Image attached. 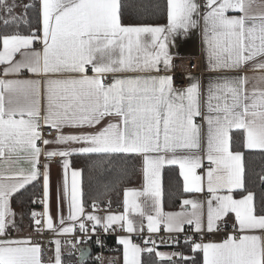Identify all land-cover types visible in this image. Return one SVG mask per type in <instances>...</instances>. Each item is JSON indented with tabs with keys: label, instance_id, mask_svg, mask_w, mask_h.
<instances>
[{
	"label": "snow or ice",
	"instance_id": "snow-or-ice-1",
	"mask_svg": "<svg viewBox=\"0 0 264 264\" xmlns=\"http://www.w3.org/2000/svg\"><path fill=\"white\" fill-rule=\"evenodd\" d=\"M16 6L0 0V8L7 13L2 20L5 27L29 25L30 12L35 23L27 33L0 32V64L6 65L4 77L26 70L34 78H0V264H43L39 241L30 236L8 237L9 228L16 227L10 200L41 180L44 211L29 214L37 233L70 235L78 228L87 240L91 239L87 222H92L93 233L97 226L105 232L114 226L127 233L141 231L129 217L131 208L146 215L151 233L159 230L161 222L170 233L184 232L185 224L193 225L194 234L201 235L231 228L219 243L185 237L193 253L203 254L202 264H264V193L257 200L247 180V153L258 154L264 165V88L249 90L248 78L240 75L250 63L264 70V10L254 11L255 0H205L203 5L196 0H164L161 18L165 24L138 25H125L123 20L161 5H149L146 0H29L20 16L13 15ZM259 7L264 8V0ZM201 20L211 70L236 74L210 81L203 99L198 80L188 76L194 82L181 89L174 87L167 74L173 67L170 45L200 27ZM36 43L41 49L34 47ZM17 54L21 59H15ZM161 71L165 74L160 75ZM124 73L136 75H116ZM106 74L113 75L111 82H105ZM260 80L264 82V76ZM106 117L112 119L95 132L62 131L65 127L95 128ZM43 126L54 129L55 137L45 138ZM52 144L80 147L41 146ZM73 154L138 157L144 191L125 192L122 214L102 218L85 213L79 170L71 171L69 190L67 158ZM42 156L46 158L43 164ZM55 157L62 158L64 175L62 189L57 190L58 223L49 208V169ZM205 158L208 167L200 175L197 169L203 167ZM21 161L28 167H20ZM165 165L179 166L186 193H200L206 185L211 194L206 201V223L204 203L196 200L182 201L183 206H191V212L162 213L160 174ZM256 178L264 188V166ZM237 191L240 198H235ZM141 195L153 198L155 216L136 203ZM61 202L67 203V217L59 211ZM92 207L95 212L96 205ZM50 242L55 245L53 264H63L60 240ZM118 243L123 245L124 264H143L144 252H155L160 260L179 256L197 264L195 257L155 251L151 240L144 244L153 247H141L130 237H121Z\"/></svg>",
	"mask_w": 264,
	"mask_h": 264
},
{
	"label": "crops",
	"instance_id": "crops-1",
	"mask_svg": "<svg viewBox=\"0 0 264 264\" xmlns=\"http://www.w3.org/2000/svg\"><path fill=\"white\" fill-rule=\"evenodd\" d=\"M8 2V0H7ZM29 0H20V4L24 5L25 3H28ZM197 3L201 4V0H196ZM255 3L258 7L254 8V11H262L264 10V8H260L259 5H261L262 0H255ZM24 8V7H23ZM201 12H203V9L201 8ZM7 15V13H6ZM228 15H239V13H233V12H229ZM166 23V22H165ZM164 23V24H165ZM202 29H203V21L201 20L200 22V27L191 30L187 37H182V36H178L175 39L174 44L170 45L169 47V51L171 56L173 57V67L171 69L170 72H168L167 74L172 76L173 72H176L179 75H184L185 79H186V85L183 87H177V88H186L187 86H189V84L191 82L194 81H190L188 79V76H191L194 78V80H198L201 86V93H202V99L204 96H206L207 93V88L209 85L210 81L215 80L217 77L221 76V75H228V76H232V75H236L235 73H221V72H217V71H212L209 63H208V56H207V51H206V46L203 43V34H202ZM34 47L36 49H41V44H35ZM193 57H199L201 62H200V66H201V72H195V71H188V61L189 59L193 58ZM16 60L21 59L20 55L17 54L15 57ZM6 67V65L0 64V78H4V79H30V78H34L32 76V74H30L29 72H27L26 70L22 71L19 75L17 76H7L4 77L3 76V70ZM162 67V66H161ZM87 74L89 76L93 75L92 69L91 67L88 68V72ZM156 74V73H153ZM160 75H164L165 73L163 71H161L159 73ZM117 76H124V75H136L135 73H124V74H116ZM240 75H243L245 77L248 78V84L246 85V87L249 90H252L254 87H258V88H264V82H262L260 80V77L264 76V70H259V69H254L252 64L250 63L247 67H245L244 71L242 73H240ZM112 77L113 79V75L112 74H106L105 77ZM104 77V78H105ZM174 87H176L174 85ZM112 118L106 117L100 125H97L95 128H69V127H65L63 128V132L65 134H78L80 132H95L97 131L99 128L105 126L109 120ZM198 123H203L202 120L198 119L197 120ZM44 127V126H43ZM48 127V126H47ZM45 138H54V137H45ZM42 147H47L48 149H52V148H65V147H70V148H78L80 147V145L78 144H70V145H48V146H43ZM201 156H204V152L201 151ZM74 155H79V154H73L70 157H68L67 159L70 161V168H69V173H68V184H69V190L71 187V171L72 170H80L79 167L75 166L72 164V157ZM43 156L41 157V164L44 163L43 161ZM203 163V167L201 169H197V173L200 175H204V173L206 172L207 169L204 168L205 165H208V161L207 159H203L202 161ZM20 167L23 168H27L28 164L24 161L20 162ZM167 166H175L178 171H179V166L178 165H165V167ZM164 167V168H165ZM164 168L161 170V174H160V189H161V196H160V200H159V207L160 210L162 211L163 214H165V216L169 213H179L182 211H186V212H191V206L187 205V206H183L182 205V201L185 199H189V200H196V201H200L204 203V213H205V223H206V212H207V204L206 201L210 198V193L207 192V188L206 185L204 186V190L200 193H186L185 197L181 200L180 205L176 208V209H165L163 206V196H162V173ZM49 174H50V201H49V208H50V214L54 219V222L58 223V204H57V190L62 189L63 186V180H64V175H63V167H62V158L60 157H55L54 160H51L50 163V169H49ZM181 177V176H180ZM80 187H81V176H80ZM182 180V187H183V177H181ZM145 188V180L143 177V171H142V161H141V167H140V174H139V179L137 181V183L134 186H131L127 189L124 190L121 201H120V205L123 206V210L122 212H101V211H95L93 212V208H86L85 207V213H93L95 215H98L100 217H106L109 214H115V215H119L124 213L125 211V207H124V199H125V192L128 190H133V191H137V192H143ZM236 197L235 198H240ZM81 199H82V188H81ZM129 199H133L132 197H129ZM42 201V199H41ZM136 203L141 205L142 210L146 213V214H151L155 216V211L152 207L153 204V198L149 197V196H144L141 195L139 197L135 198ZM83 202V201H82ZM11 206V204H10ZM41 208H42V212L44 211V205L41 202ZM12 211L15 213V223H16V227L13 228L15 234L17 235H27L30 234L34 228L30 229L27 225V223L24 221L23 217H22V213L19 209H16L14 207L11 206ZM59 211H62L63 215L65 217L68 216L69 214V209L67 206L66 202H61L60 206H59ZM129 217L134 221V225L135 227H137L138 229H140V227L142 226H146L147 227V219H146V215L145 216H141L138 212L133 211L131 208H129ZM228 219H230L232 221V217L230 216ZM185 226H187V224H185ZM184 226V227H185ZM192 228L194 229V226L191 225ZM161 227H163L166 230V226L163 222H161L158 225V229H160ZM136 232L133 233H127L124 230V233L116 236L114 238L115 241V246L114 248H112V250L108 251V253L105 256V263L106 264H124L123 262V245H120L118 243V239L121 237H130L134 243L140 245L141 247H153L151 244L145 245L144 242H138L135 237L134 234ZM175 233V232H172ZM259 234V233H256ZM10 237V236H8ZM10 238H21V237H10ZM227 238V235L224 234H220V233H206L204 235L199 234L198 238H197V242H222L224 239ZM55 239H59L60 238H55ZM61 242V240H60ZM54 249H55V245L53 244V252H52V257L49 261H42L43 264H53L54 261ZM68 250V245H64L61 242V254H62V259H63V255L64 253ZM155 251L161 252V253H165V254H172L173 252L166 247H157L155 248ZM155 253V252H154ZM143 254V253H142ZM202 258H203V254L200 253ZM142 258V257H141ZM159 258V257H158ZM64 263V262H63Z\"/></svg>",
	"mask_w": 264,
	"mask_h": 264
},
{
	"label": "trees",
	"instance_id": "trees-1",
	"mask_svg": "<svg viewBox=\"0 0 264 264\" xmlns=\"http://www.w3.org/2000/svg\"><path fill=\"white\" fill-rule=\"evenodd\" d=\"M158 2L161 7L147 8L144 12L136 16H126L123 20L125 25L138 24H164L163 16L164 0H146V3L151 5ZM23 13L13 11V15L20 16ZM7 18V15L2 14L0 8V32L12 33L20 31L27 33L31 24L35 23L34 14L29 13V25L20 23L17 25H8L5 27L2 20ZM248 167V186L255 193L257 200L264 193V188H261L256 176L262 166L261 157L256 153H247ZM72 164L79 167L81 170V188L82 201L88 209L94 201H109L112 205H119L125 189L134 186L140 174L141 160L138 157L126 156L124 154H90V155H74ZM33 185H28L27 190L23 195H14L10 200L12 207L19 209L22 213L24 221L30 229L33 228V222L30 218V213L35 212L40 208L42 199V180L33 182ZM186 193L183 191L182 180L179 171L175 166H167L162 173V196L163 206L165 209H176ZM236 197L241 196V192L235 193ZM35 201V202H33ZM110 250L114 248V238H108ZM168 248V247H166ZM170 248V246H169ZM173 248H178L180 253L187 257H195L197 264H202V256L200 253H193L186 244H179ZM63 262L69 264H78V261L66 251L63 255ZM143 264H191L190 261L181 260L180 257L176 260H160L155 253L144 252L142 254ZM84 264H90L86 262Z\"/></svg>",
	"mask_w": 264,
	"mask_h": 264
},
{
	"label": "built area",
	"instance_id": "built-area-1",
	"mask_svg": "<svg viewBox=\"0 0 264 264\" xmlns=\"http://www.w3.org/2000/svg\"><path fill=\"white\" fill-rule=\"evenodd\" d=\"M205 3V0H201V5ZM203 9V7H202ZM39 44V43H37ZM200 58L199 57H193L189 59L188 61V71H195V72H201V66H200ZM173 78V85L176 87H183L186 85V79L185 76L179 75L176 72L172 73ZM105 82H111L112 77L108 76L105 77ZM42 135L44 137H55L56 131L54 129H51L47 126L42 127L41 129ZM45 157L43 158V161H45ZM51 160H54V158H51ZM208 165H205L204 168L207 169ZM40 204V208L36 209V213L40 214L42 212L41 208V202H38ZM96 205V210L101 211L103 213L105 212H122L123 206L122 205H112L109 201H94L91 203L92 205ZM93 208V207H92ZM229 224L232 223L230 219H228ZM89 227L88 236L91 237V239H87L83 233H81L78 228L77 231L74 234L70 235H61L56 236L52 231L44 230L41 233H37L35 231V226L33 225V231L30 234L27 235H17L14 232L13 228H9L8 230V236L10 237H31L34 241H39L42 245V254L41 259L42 261H49L52 257L53 252V243L50 241H53L55 238H60L61 242L64 245H68V253H70L77 261L79 259V254L81 248H85L86 246L90 248L91 254L87 260H85L83 263L78 264H84L86 262H89L90 264H106L105 263V256L108 253L110 249V245L108 243V238H115L116 236H119L124 233V229L120 228L119 226H114L113 229H109L107 232L104 231L102 226H97L96 231L93 233L91 230V224L92 222H87ZM185 231L182 233H170L166 231L163 227H161L157 232L151 233L148 231V227L142 226L140 227L141 231H138L134 234L135 239L138 242H144L145 240H151L155 242L154 247H168L170 246V250L173 253H180L178 248H173L174 246H177L179 244H185V237H192L193 239L197 240L199 234H194V229L191 225H187L184 227ZM231 228H228L226 231L222 230L216 233L228 235L231 232ZM80 240L82 241L79 244H76V241ZM86 242H83L85 241ZM97 240L100 241V243H97ZM178 241V242H177ZM71 242V243H69ZM76 244L75 247L72 245ZM152 245V244H151ZM153 246V245H152ZM179 256H173L172 260L178 259ZM63 264H69V263H63Z\"/></svg>",
	"mask_w": 264,
	"mask_h": 264
},
{
	"label": "water",
	"instance_id": "water-1",
	"mask_svg": "<svg viewBox=\"0 0 264 264\" xmlns=\"http://www.w3.org/2000/svg\"><path fill=\"white\" fill-rule=\"evenodd\" d=\"M90 254H91V250L89 247L86 246L85 248H81L78 259L79 263H83L85 260H87Z\"/></svg>",
	"mask_w": 264,
	"mask_h": 264
},
{
	"label": "rangeland",
	"instance_id": "rangeland-1",
	"mask_svg": "<svg viewBox=\"0 0 264 264\" xmlns=\"http://www.w3.org/2000/svg\"><path fill=\"white\" fill-rule=\"evenodd\" d=\"M9 4L15 3L17 6L14 8V11L18 13H23L24 12V5L20 4V0H8ZM2 14L6 15V12L2 9Z\"/></svg>",
	"mask_w": 264,
	"mask_h": 264
}]
</instances>
